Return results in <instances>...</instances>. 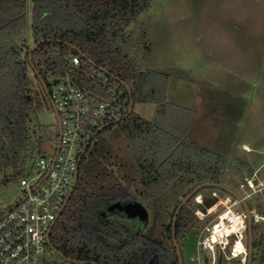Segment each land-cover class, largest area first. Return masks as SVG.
<instances>
[{
	"label": "trees",
	"instance_id": "1",
	"mask_svg": "<svg viewBox=\"0 0 264 264\" xmlns=\"http://www.w3.org/2000/svg\"><path fill=\"white\" fill-rule=\"evenodd\" d=\"M150 1L0 0V50L4 52L0 53V171L12 169L18 179L26 177L27 159L42 139L49 136L46 128H32L35 111L32 74L40 81L36 69L48 87L52 80L69 76L80 88L94 94L111 97L110 88L115 89L123 102L121 117L128 112L130 97L120 81L130 86L134 106L137 101L156 105L152 121L132 117L134 107L132 113L120 121L122 134L133 153L135 173L147 198L159 197L169 183L183 176H192V182H196L184 196L200 184L219 182L218 174L225 168V160L220 154L189 142L191 116L166 99L169 74L141 69L137 58L125 47L127 28L149 7ZM17 37L21 41L17 42ZM43 40L50 41L33 52L34 69L29 53L34 44ZM73 57H79V65L72 64ZM183 111L184 117L179 114ZM84 155L75 190L51 231L53 245L64 256L79 261L141 264L142 251L146 247L150 249L152 243L141 241L137 236L124 239L119 232H114V228H122L121 224L105 227L110 235L107 240L97 238L95 222L99 213L111 202L133 196L103 161H98L93 168L88 162L89 166L82 171ZM247 165L239 159L235 162L236 168ZM100 175L113 179L115 184L101 185ZM195 196L191 198L194 202ZM190 200L180 211L176 225L182 256L180 237L199 220L195 210L187 208ZM249 205L253 211L255 208ZM253 233L252 264H264V232L255 220ZM171 235L172 222L169 224L171 249L163 252V262L179 264ZM210 260L207 259L206 264ZM233 264L239 261L234 260Z\"/></svg>",
	"mask_w": 264,
	"mask_h": 264
},
{
	"label": "rangeland",
	"instance_id": "2",
	"mask_svg": "<svg viewBox=\"0 0 264 264\" xmlns=\"http://www.w3.org/2000/svg\"><path fill=\"white\" fill-rule=\"evenodd\" d=\"M31 18L30 5L29 22ZM126 36L125 47L137 58L141 69L169 74L166 99L168 103L187 110L192 117L190 143L221 153L231 151V148H226V138L239 136L234 140L235 158L225 160V168L217 180L243 197L251 190L245 179L255 177L257 193L248 202L255 208L252 212L256 213L264 232V93L255 90L251 83H245L248 115L239 126L236 121L242 119L243 113L238 112L232 122L227 106L236 99L243 77L264 86V0H151L149 7L127 28ZM15 40L21 41L20 37ZM28 41L33 43L30 36ZM0 53L4 52L0 50ZM252 63L257 66L255 70L250 66ZM31 77L35 90L32 128H46L49 136L42 139L27 159L26 174L35 171L40 156L55 154L59 135L51 101L40 81L33 74ZM179 114L184 117L185 112ZM155 115V104L135 103L132 117L152 121ZM121 122L106 128L91 141L84 155L82 171L89 166L88 162L93 168L98 161H103L120 184L129 189L133 198L146 207L153 235L169 247L167 228L172 212L196 182H192V176H183L169 183L159 197L147 198L135 173L133 153L122 134ZM243 143L248 144L251 150L245 152ZM237 159L248 165L236 168ZM98 182L106 187L115 184L113 179L104 175L98 177ZM240 185L244 188L241 189ZM213 189L200 190L205 196V205L191 199L187 208L205 211L217 200L211 194ZM216 191L220 198L228 194L223 190ZM22 197L15 171H0V216ZM237 209L241 210L242 205ZM210 219L197 220L182 233L180 244L184 264H206V260L211 259L210 251L203 249L198 254L197 247L199 233ZM112 220L121 225L130 224L119 215H114ZM214 254L217 264L234 263L221 259L223 257L218 251Z\"/></svg>",
	"mask_w": 264,
	"mask_h": 264
},
{
	"label": "built area",
	"instance_id": "3",
	"mask_svg": "<svg viewBox=\"0 0 264 264\" xmlns=\"http://www.w3.org/2000/svg\"><path fill=\"white\" fill-rule=\"evenodd\" d=\"M72 64L79 65V57H73ZM110 90L111 97L94 94L80 88L69 76L50 82V96L62 128L59 149L53 156H40L35 171L19 179L23 197L0 216V264H73L51 249L48 235L73 188L84 146L97 131L122 115L121 96ZM255 180L245 179L251 189L243 196L246 200L257 193ZM211 194L217 200L205 211L195 210L200 221L211 218L199 233L198 254L203 249L210 251L209 264H217L216 251L226 262L247 264L248 223L244 209H237L240 201L231 195L220 198L216 190ZM195 202L205 205V196L196 195ZM253 216L259 222L256 213Z\"/></svg>",
	"mask_w": 264,
	"mask_h": 264
},
{
	"label": "water",
	"instance_id": "4",
	"mask_svg": "<svg viewBox=\"0 0 264 264\" xmlns=\"http://www.w3.org/2000/svg\"><path fill=\"white\" fill-rule=\"evenodd\" d=\"M47 41H50V40H43V41H40L36 44H34L30 50V53H29V57H30V61H31V64H32V67L35 69V66L32 62V54L33 52L36 50V48L42 44H44L45 42ZM75 50L76 48L74 46H72ZM79 53L82 54L83 57L86 58V56L80 51L78 50ZM93 64V62H91ZM100 70L107 74V75H110L111 77L115 78L116 80L119 81L118 78L114 77L112 74H110L106 69L104 68H100ZM35 72L36 74L38 75V78L40 80V83L45 91V93L47 94L48 98L50 99L51 101V104L53 106V109L55 111V114H56V118H57V121H58V129H59V138H58V144H57V151H56V154L58 152V149H59V145H60V140H61V133H62V128H61V123H60V118H59V115L56 111V108H55V105H54V102L52 101L51 99V96H50V91H49V87L47 85V82L46 80L40 75L39 71L35 69ZM121 85H123L126 90L128 91V94H129V97H130V103H129V109H128V112L125 116L115 120L114 122L110 123V124H107L105 125L104 127H102L99 131H97L93 137L86 143V145L84 146L83 150H82V154H81V157H80V161L83 157V155L85 154L86 152V149L88 148V146L90 145L91 141L96 137L98 136L103 130H105L106 128H108L109 126L115 124V123H118L120 122L121 120L125 119L128 115H130L133 111V107H134V99L132 97V93H131V89H130V86H128L125 82L123 81H120ZM78 178H79V168L77 169L76 171V176H75V181H74V185H73V188L71 189L70 193L68 194L67 198H66V201L58 215V217H60V215L62 214L67 202L69 201L70 197L72 196L74 190H75V187L77 185V182H78ZM203 188H216V189H219V190H223L225 192H227L229 195L233 196L234 198H236L237 200L240 201L241 205H242V208L244 209L245 213H246V216H247V223H248V240H247V244H248V261H247V264H252L253 263V253H254V233H253V224H254V216H253V213H252V210L250 208V205L248 203V201L243 198L237 191H235L234 189L228 187L225 185L224 182H206V183H203V184H200L198 186H196L193 190H191L182 200L181 202L179 203V205L177 206L176 208V211L173 215V219H172V240H173V244H174V247L176 249V253H177V257H178V263L179 264H184L183 263V257H182V253H181V250H180V247H179V244H178V240H177V236H176V225H177V220H178V216H179V213L180 211L182 210V208L187 204V202L193 197L195 196V194H197L201 189ZM108 211L110 213L112 212H124L126 217L128 218H136L138 217L139 219L143 220V221H148V218H149V212L148 210L146 209V207L139 201L135 200V199H126L122 202H117V203H114L112 204ZM55 223L52 224L51 226V230L53 229ZM51 230L49 232V235H48V242H49V245L51 247V249L59 256L61 257L62 259L70 262V263H73V264H97L95 262H89V261H79V260H75V259H72V258H68L66 256H64L52 243L51 241Z\"/></svg>",
	"mask_w": 264,
	"mask_h": 264
},
{
	"label": "flooded vegetation",
	"instance_id": "5",
	"mask_svg": "<svg viewBox=\"0 0 264 264\" xmlns=\"http://www.w3.org/2000/svg\"><path fill=\"white\" fill-rule=\"evenodd\" d=\"M130 198L134 199L133 197H130ZM130 198L127 197V198L117 200L116 202H111L103 211L99 213V216L97 217V220L95 222V229L97 230V233H96L97 238L102 241L107 240L108 237L110 238V235L108 236V233L105 231V227L106 226L109 228L113 227V224H115L116 222L113 221L112 219L114 218V215H119L120 218H126L127 220H129L130 224L129 225L122 224V228L120 229L114 228L115 233L119 232L120 236H122L124 239H127L130 236L131 237L137 236V239L139 240L141 239V241L143 240V241L152 243L150 249H147L146 247L142 251L143 256L142 255L140 256L141 264H164L162 254L165 250L171 249V240L169 237V227L167 228V236L169 237L170 246L167 247L161 241H158L155 235H153L152 229H150L148 225L149 218H148V221H143L139 219L138 217L131 219V218L126 217L124 212L110 213L108 211L109 207L112 204L117 203V202H122Z\"/></svg>",
	"mask_w": 264,
	"mask_h": 264
},
{
	"label": "crops",
	"instance_id": "6",
	"mask_svg": "<svg viewBox=\"0 0 264 264\" xmlns=\"http://www.w3.org/2000/svg\"><path fill=\"white\" fill-rule=\"evenodd\" d=\"M253 58H255V56H252ZM250 66L252 67L253 66V69L255 68H257V66L254 64L253 65V63H252V65L250 64ZM249 66V67H250ZM254 69V70H255ZM255 72V71H254ZM255 78V77H254ZM244 81V82H243ZM242 83H243V85H242V87H241V89H239V92H238V95H236V99L234 100V101H231V102H229V104L227 103V106L229 107V116H230V118H231V121L233 122V118H234V116L238 113V112H241V113H243V117H242V119L241 120H237L236 121V123H237V126H239L240 124H241V122H243L246 118H247V115H248V111H246L247 110V106H246V104H247V100H246V98H247V95L245 94V91H246V89H247V85L245 84V83H251L252 84V87H254L255 88V90H258V91H260V92H262V93H264V86L263 85H257L256 83H255V80L253 79V80H251V79H249V78H245V77H243V80H242ZM247 112V113H246ZM194 117H195V114H194ZM192 124H193V119H192V117H191V121H190V129H189V133H188V137L190 138L191 137V135H192V131H193V127H192ZM237 130V129H236ZM236 132H238V133H236V134H239V131H236ZM239 137V136H238ZM238 137H236V136H234V135H232V136H230L229 138H226V141L228 142V146L226 147V148H231V151L230 150H226V151H222L221 153H218V152H215V153H218V154H220L223 158H224V160H226V159H228V160H230V159H232V158H235V157H233V156H235V141L234 140H236ZM237 144V143H236ZM243 149L245 150V152H248V151H250L251 150V148H250V146L248 145V144H246V143H243ZM213 151V150H212ZM214 152V151H213ZM240 160V159H239ZM242 161V160H241ZM243 162V161H242ZM230 163H231V161H230ZM233 163V162H232ZM246 163V162H245ZM263 165H264V163H263Z\"/></svg>",
	"mask_w": 264,
	"mask_h": 264
}]
</instances>
